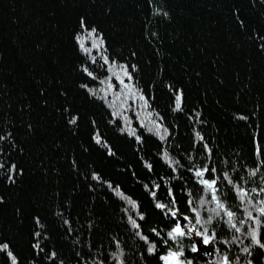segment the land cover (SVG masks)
I'll list each match as a JSON object with an SVG mask.
<instances>
[{"label":"trees","instance_id":"obj_1","mask_svg":"<svg viewBox=\"0 0 264 264\" xmlns=\"http://www.w3.org/2000/svg\"><path fill=\"white\" fill-rule=\"evenodd\" d=\"M81 17L103 34L111 60L138 66L135 79L171 132L162 147L172 161H179L178 179L170 176L171 169L159 160L160 141L141 129L145 144L135 154L138 146L120 136L119 125L108 123V109L79 88V84L88 83L101 94L107 90L120 107L131 108L124 115L136 126V98L130 99L126 93L121 98L119 89L113 96L107 87L109 74L99 67L100 61L90 66L97 81L80 73L83 60L74 35L80 31ZM261 38L264 0H0V136L11 133L0 141L4 152L0 162H14L18 172L23 170L15 176V183L4 178L6 169L0 170V197L4 201L0 203V238L10 240L14 251L22 253L21 264H60L61 260L63 264H82L84 260L93 264L104 257V264H159L156 257L148 256L147 245L135 235L136 229L127 225L126 202L98 185L89 189L94 182L84 176L90 168L119 184L125 195L141 204V211L147 213V222H140L142 234L157 244V253L162 254L166 247L150 229L156 228L167 239L172 219L154 209L155 202L141 186L151 188V182L174 186L179 222L187 215V221L198 230L217 233L214 242L232 263L240 257L239 264H245L241 248L248 244L244 236L252 222H239L246 217L242 209L254 210L249 203H240L233 188L239 185L247 189L253 202L264 200V155L254 154L252 141L255 135L264 146ZM82 39L90 37L84 34ZM109 67L113 75L120 74L116 65ZM168 84L183 89V112L171 111ZM65 108L81 116L75 134L62 115ZM194 111L202 114L203 125L188 119ZM146 115L141 108L140 117ZM239 116L248 119H237ZM92 119L118 159L91 146ZM197 130L212 149L210 158L202 142L193 146ZM141 156L154 164L153 174L146 172ZM73 159L78 166L75 170ZM200 167L217 169L218 195L235 213L240 233L225 223L227 217L222 212L216 215L219 210L210 194L196 182L194 170ZM224 173L233 181L232 186L224 180ZM165 195L164 191L159 193V202L171 207ZM58 212L63 215L57 216ZM196 213L200 224L195 223ZM210 216L212 222L206 223ZM35 217L45 225L49 237L41 241L46 247L39 257L29 247L32 232L38 230ZM63 220L70 221L71 234ZM261 240L264 242V228ZM111 241H118L119 246ZM192 241L184 238L180 245L186 251ZM167 246L178 250L171 241ZM82 249L90 250L91 255L78 257ZM52 251L57 253L55 261L45 255ZM188 255L186 251L183 258ZM251 258L253 264H264L260 250H254ZM0 264L7 261L0 259Z\"/></svg>","mask_w":264,"mask_h":264},{"label":"snow or ice","instance_id":"obj_2","mask_svg":"<svg viewBox=\"0 0 264 264\" xmlns=\"http://www.w3.org/2000/svg\"><path fill=\"white\" fill-rule=\"evenodd\" d=\"M163 15L165 17L168 16L167 12H164ZM243 27V21L240 22ZM78 27L80 31L74 35V40L78 51L81 54L83 63L79 69L80 73L83 77L90 81H97L98 77L94 73V71L90 70V66L97 65L98 61L101 63L99 67L104 69L109 75L107 80L109 81L107 87L112 89L113 96L116 94V90L119 89L121 92V98L126 93L127 96L131 99V97H135V103L137 105V109L134 112L135 116V124L133 126V119L124 115L125 112L131 110V108L120 107L115 100L111 99L107 95V90H103V94L89 87L88 83L79 84V88L82 89L85 94L92 98L93 100L101 101V104L108 109L110 119L108 123L113 127L119 125L117 131L119 132L121 137H124L137 145L138 147L134 150L135 154H139L141 152L142 146L145 144V137L140 131L146 132L149 137H155L158 141L161 142V148L158 150L161 152L159 160L163 161V164L166 165L171 172L170 176L177 175V169L179 167V161H172L169 153L163 149V144L166 142L167 138L171 136V132L164 124V117L161 116L158 112H154L152 110V106L150 103V98L145 96L144 90L139 87L138 81L135 79V74L139 73V68L136 64H120L116 60H111L109 58L108 49L106 46V39L101 32L98 31L96 27L89 26L86 19L81 17L78 21ZM86 34L90 39L83 40L82 36ZM151 36L155 37L157 33H151ZM87 45V46H86ZM259 47L262 51H264V38H261ZM135 56L136 54L133 52L131 54ZM116 65V67L120 70V74L113 75L112 70L109 65ZM130 69V70H129ZM111 81H115V83H111ZM100 83H105V81H100ZM169 92L172 93L170 98L171 111L173 112H183L185 105V96L183 89H177L173 85H166ZM64 95V93H61ZM152 100L155 99L154 96L151 97ZM120 108L117 111V108ZM144 109L147 112L146 117H140V110ZM62 115L66 118V124L72 126L73 132L79 130V122L81 120V116L79 114H73L72 110L65 108L63 110ZM201 113L199 111H194L188 119L192 121L193 124H201L203 125V120L201 119ZM237 119L247 120L248 118L245 116H239ZM91 131L89 133V139L91 141V146L96 148L97 150H101L104 155L109 158H117V152L113 150V146L108 142L105 138L104 134L101 132L99 126L95 119L90 120ZM11 136V133H8L7 136H0V141H5L8 137ZM253 146H254V154L255 155H264V146L261 145L257 136L252 137ZM203 143V150L206 155L210 158L212 155V149L209 148L208 144L204 142L203 135L197 130L193 132V146L198 143ZM14 147V145H13ZM88 151V149H85ZM3 149L0 148V156H3ZM141 163L143 164L146 172L151 175L154 173V164L151 162H145L143 156L140 157ZM72 166L75 170L77 166V161L75 159L72 160ZM4 171V178L10 182L15 183V176L22 175L23 170L20 169L17 171V165L14 162L11 163H3L0 162V170ZM188 171H193V169L189 168ZM217 172L216 168L209 167H200L194 170V176L197 179V183L200 185L203 191H206L210 194V199L213 203H215L216 209L219 210L216 212V215L219 216L221 212L224 216L227 217L225 223L231 228L234 229L235 232L240 233L241 228L234 222L235 213L232 210H229L228 205L224 202V200L218 195V180L215 177V173ZM255 175V173H252ZM135 175V173H133ZM224 180L228 183L229 186L233 185V181L228 178L227 173L223 174ZM207 177V178H205ZM85 180L90 179L94 184L89 185L90 190H95V185H98L100 188L107 190L111 195L115 196L117 200L121 202H126V207L123 209L124 213L127 215V225H130L133 229H136L135 235L139 237L140 240L144 241L147 245L146 252L148 256H154L159 261V264H194L193 260H185L183 257L186 255V251L191 253L192 256H199L201 260L204 259V256L209 254V250L212 252H218V249L212 248V243L218 238L217 233H209L208 229L197 230L196 228H189L187 231L182 227L181 223L177 219L179 209L177 207L178 201L174 194V186L161 184L156 182H151L152 187L149 188L148 184H142L141 186L145 189V192L148 193L149 199L154 201V209L160 211L165 217H170L172 219V226H170V230L167 231L166 237L164 239L161 237L160 231L156 228L150 229V232L154 237H160L163 241L166 250L159 254L157 253V244L149 242V236L142 234V226L140 222H147V213L141 211V204L131 197L125 195V193L121 190L119 184H113V182L109 179L105 178V175L95 169L90 168L89 171L84 176ZM161 180L164 177L160 178ZM233 190L235 191L236 197L240 200L241 204L249 203L250 207L254 210L250 211L245 208L242 211L245 212L246 217L245 220H241L240 224H245L247 221H251V226L248 228L247 234L244 236V239L248 241V244L241 248V254L245 256V264H253L252 261V253L254 250H260L264 252V242L261 240V230L264 228V200L253 202L249 199V192L247 189L241 188L239 185H235ZM161 191L165 192V197L169 200L171 207L168 204L159 202L161 197H159V193ZM256 189H252V192H256ZM261 191H264L262 189ZM259 194V193H257ZM3 197H0V203H3ZM191 202L189 201V204ZM195 212V209H193ZM62 213H57V216H62ZM184 220H189V217L185 215L183 217ZM200 215L199 213L195 214V223L200 224ZM211 216L208 218L206 223H211ZM34 223L36 229L32 232V241H30L29 247L31 251L35 254V257H39L42 253H44L46 245H42L41 241H47L49 237L45 234L46 229L45 225L41 223L39 217L34 218ZM63 224L67 226L69 234H71V223L69 220H63ZM194 233L195 242L192 244L191 248L186 251L180 245V241L184 238L193 239L188 236V233ZM171 241L176 244L178 250H173L171 247H168V243ZM236 242L235 239L233 241ZM111 243H115L117 247L119 246L118 241H111ZM226 243V242H225ZM239 247V244H237ZM14 245L10 240H5L4 238H0V259L7 261V264H21L22 253L14 251ZM89 249L92 245L88 246ZM49 260L55 261L57 257V253L52 251L50 254L45 253ZM81 255L87 257L91 255L90 250L77 253V256ZM107 257H104L100 261H94L93 264H104V260ZM240 257H236V264H239ZM60 264H63V261H60ZM82 264H87V260H84ZM117 264H123L122 261H117ZM221 264H232V260L228 255L223 256V260Z\"/></svg>","mask_w":264,"mask_h":264},{"label":"flooded vegetation","instance_id":"obj_3","mask_svg":"<svg viewBox=\"0 0 264 264\" xmlns=\"http://www.w3.org/2000/svg\"><path fill=\"white\" fill-rule=\"evenodd\" d=\"M193 238L192 244L195 242V238ZM212 248L218 249V252H212L211 250H209V254L204 256V259L201 260L199 258V256H192L190 253V256L188 255L187 257L183 258L185 260H193L194 264H206L205 261L208 262V264H221L222 260H223V256L227 255L225 250H223L222 248H219L215 242L212 243ZM204 261V263L202 262ZM235 264V263H232Z\"/></svg>","mask_w":264,"mask_h":264},{"label":"rangeland","instance_id":"obj_4","mask_svg":"<svg viewBox=\"0 0 264 264\" xmlns=\"http://www.w3.org/2000/svg\"><path fill=\"white\" fill-rule=\"evenodd\" d=\"M183 228L185 229V231H187V229H189V228H198V226L197 225H195L194 223H191V222H188L187 221V223L184 225L183 224ZM198 230V229H197ZM188 236H191V237H194L195 239H197L196 237H195V234L194 233H188ZM203 263H204V261H202ZM206 262V264H208V262L207 261H205Z\"/></svg>","mask_w":264,"mask_h":264},{"label":"water","instance_id":"obj_5","mask_svg":"<svg viewBox=\"0 0 264 264\" xmlns=\"http://www.w3.org/2000/svg\"><path fill=\"white\" fill-rule=\"evenodd\" d=\"M184 222H185V220L183 218H181L180 223L182 226H183Z\"/></svg>","mask_w":264,"mask_h":264}]
</instances>
